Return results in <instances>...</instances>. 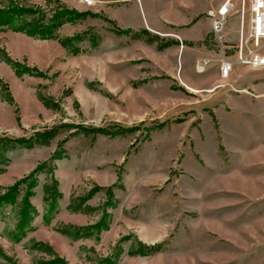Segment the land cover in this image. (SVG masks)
Returning a JSON list of instances; mask_svg holds the SVG:
<instances>
[{
    "label": "rangeland",
    "instance_id": "rangeland-1",
    "mask_svg": "<svg viewBox=\"0 0 264 264\" xmlns=\"http://www.w3.org/2000/svg\"><path fill=\"white\" fill-rule=\"evenodd\" d=\"M136 1L0 0V264H264V67Z\"/></svg>",
    "mask_w": 264,
    "mask_h": 264
},
{
    "label": "built area",
    "instance_id": "built-area-1",
    "mask_svg": "<svg viewBox=\"0 0 264 264\" xmlns=\"http://www.w3.org/2000/svg\"><path fill=\"white\" fill-rule=\"evenodd\" d=\"M239 2L238 39L234 45V57L226 55L224 30L235 2ZM93 3V0H87ZM214 37L221 45L219 73H232L235 64L247 65L255 69L264 67V0H225L219 6L207 11ZM210 58L201 57L195 61L196 72H204Z\"/></svg>",
    "mask_w": 264,
    "mask_h": 264
},
{
    "label": "crops",
    "instance_id": "crops-1",
    "mask_svg": "<svg viewBox=\"0 0 264 264\" xmlns=\"http://www.w3.org/2000/svg\"><path fill=\"white\" fill-rule=\"evenodd\" d=\"M136 2L137 3L134 5L136 7L135 10L137 15L141 16L143 14L142 8L144 9V5H142L143 0H137ZM148 2L149 9L152 11L151 17L147 20L142 19L143 23L139 26L145 24L147 28L155 32L164 31V33L175 36L182 42L183 51L188 48L190 52L197 54L196 59L207 57L206 55L213 57V53L216 55V52H213V50L207 49L204 46L197 50L196 48L185 44L184 40H187L188 42L201 41L202 45L203 40L208 37H212L213 40H215L207 11L219 6L222 2L219 0H199V6L197 5V0H157L155 3H153L152 0H149ZM196 11L197 13L194 14ZM162 12L166 24H163L159 20ZM199 13H205V16L197 18ZM191 14H193L194 17L190 22H187L188 15Z\"/></svg>",
    "mask_w": 264,
    "mask_h": 264
},
{
    "label": "trees",
    "instance_id": "trees-1",
    "mask_svg": "<svg viewBox=\"0 0 264 264\" xmlns=\"http://www.w3.org/2000/svg\"><path fill=\"white\" fill-rule=\"evenodd\" d=\"M15 14H13V12L12 11H2V10H0V25H2V24H10L12 21H14L15 20ZM12 24V23H11ZM21 28V27H20ZM35 28H38V27H35ZM44 30H48L50 33L49 34H51V28L50 27H46V28H43ZM36 30H38V29H36ZM35 30V31H36ZM122 30H124V29H122ZM124 31H126V32H128V31H130L129 29H126V30H124ZM32 32V31H31ZM41 32H43V31H41ZM48 35V34H47ZM12 191H14V189L12 188V190H10L6 195H4V199L5 198H9L10 197V193L12 192ZM2 199V198H1ZM0 199V200H1Z\"/></svg>",
    "mask_w": 264,
    "mask_h": 264
},
{
    "label": "bare ground",
    "instance_id": "bare-ground-1",
    "mask_svg": "<svg viewBox=\"0 0 264 264\" xmlns=\"http://www.w3.org/2000/svg\"><path fill=\"white\" fill-rule=\"evenodd\" d=\"M231 73H225V75H221L223 78H227Z\"/></svg>",
    "mask_w": 264,
    "mask_h": 264
}]
</instances>
